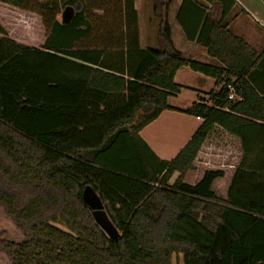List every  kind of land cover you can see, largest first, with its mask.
Wrapping results in <instances>:
<instances>
[{"label": "trees", "instance_id": "16d2710c", "mask_svg": "<svg viewBox=\"0 0 264 264\" xmlns=\"http://www.w3.org/2000/svg\"><path fill=\"white\" fill-rule=\"evenodd\" d=\"M135 1L0 0L45 33L27 46L0 23V264H264V94L250 82L264 58L212 12L200 43L222 68L183 59L174 0H153L165 47L142 50ZM183 67L222 88L186 111L203 124L160 161L135 132L170 109Z\"/></svg>", "mask_w": 264, "mask_h": 264}, {"label": "crops", "instance_id": "0c3cea01", "mask_svg": "<svg viewBox=\"0 0 264 264\" xmlns=\"http://www.w3.org/2000/svg\"><path fill=\"white\" fill-rule=\"evenodd\" d=\"M117 1L123 3L124 0ZM135 11L140 48L163 49L165 44L161 34L164 16H159L154 1L136 0ZM212 12H216L219 18L223 14V24L228 30L264 58V0H174L167 13V23L172 43L183 59L222 68L200 43L201 39H206L212 25ZM174 82L180 91L168 99L170 109L135 132L160 161L167 162L177 157L203 124V119L186 111L196 104L210 106V94L218 93L222 88L215 79L193 72L188 67L176 73ZM250 82L260 94H264V62L251 73ZM149 113L142 112L137 122L148 119Z\"/></svg>", "mask_w": 264, "mask_h": 264}, {"label": "rangeland", "instance_id": "374dc122", "mask_svg": "<svg viewBox=\"0 0 264 264\" xmlns=\"http://www.w3.org/2000/svg\"><path fill=\"white\" fill-rule=\"evenodd\" d=\"M3 7V5H0V23L3 25L6 24L7 32L12 39L20 42L21 44L34 47L36 44H34L31 39L26 42L23 40H26V38L30 37H35L37 39L43 40L45 33L37 16L28 14L25 15L19 13L18 11H10L9 8ZM96 14L99 15L100 13ZM236 157L237 155L235 151L231 154H228L229 167H231L230 165L236 164V161L234 160L236 159ZM188 182L191 183L192 180H189ZM175 264H182L181 259L176 261Z\"/></svg>", "mask_w": 264, "mask_h": 264}, {"label": "water", "instance_id": "95a60500", "mask_svg": "<svg viewBox=\"0 0 264 264\" xmlns=\"http://www.w3.org/2000/svg\"><path fill=\"white\" fill-rule=\"evenodd\" d=\"M84 201L93 211V216L97 224L104 231L107 237L112 241L118 240L120 238L119 232L112 226V224L108 220L106 214L103 211L101 201L92 189L87 188L85 190Z\"/></svg>", "mask_w": 264, "mask_h": 264}, {"label": "built area", "instance_id": "2783aa9c", "mask_svg": "<svg viewBox=\"0 0 264 264\" xmlns=\"http://www.w3.org/2000/svg\"><path fill=\"white\" fill-rule=\"evenodd\" d=\"M230 89V96H229V100L230 101H237L238 98L235 95L234 89L232 87H229Z\"/></svg>", "mask_w": 264, "mask_h": 264}]
</instances>
